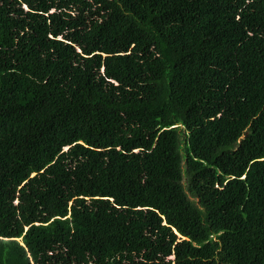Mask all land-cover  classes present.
Returning a JSON list of instances; mask_svg holds the SVG:
<instances>
[{
  "label": "trees",
  "instance_id": "obj_1",
  "mask_svg": "<svg viewBox=\"0 0 264 264\" xmlns=\"http://www.w3.org/2000/svg\"><path fill=\"white\" fill-rule=\"evenodd\" d=\"M0 264H264V0H0Z\"/></svg>",
  "mask_w": 264,
  "mask_h": 264
}]
</instances>
